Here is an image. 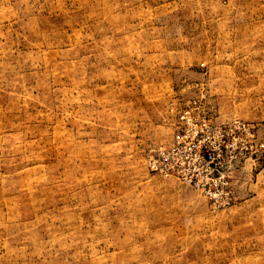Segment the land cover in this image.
I'll use <instances>...</instances> for the list:
<instances>
[{"label": "rangeland", "instance_id": "rangeland-1", "mask_svg": "<svg viewBox=\"0 0 264 264\" xmlns=\"http://www.w3.org/2000/svg\"><path fill=\"white\" fill-rule=\"evenodd\" d=\"M0 264H264V0H0Z\"/></svg>", "mask_w": 264, "mask_h": 264}, {"label": "built area", "instance_id": "built-area-1", "mask_svg": "<svg viewBox=\"0 0 264 264\" xmlns=\"http://www.w3.org/2000/svg\"><path fill=\"white\" fill-rule=\"evenodd\" d=\"M199 107V106H196ZM193 107H187L178 114L177 124L173 132V142L170 146L159 145L155 152L146 157L152 171L165 175L180 174L192 179L190 161H197L202 167L212 163V151L207 145V134H231L236 128H246L245 122L229 126L214 125L204 116H192Z\"/></svg>", "mask_w": 264, "mask_h": 264}]
</instances>
